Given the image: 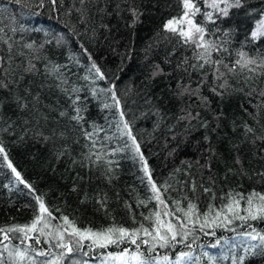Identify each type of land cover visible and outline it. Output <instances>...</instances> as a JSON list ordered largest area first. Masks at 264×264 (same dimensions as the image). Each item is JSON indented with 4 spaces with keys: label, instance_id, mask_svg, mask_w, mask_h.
I'll use <instances>...</instances> for the list:
<instances>
[{
    "label": "trees",
    "instance_id": "1",
    "mask_svg": "<svg viewBox=\"0 0 264 264\" xmlns=\"http://www.w3.org/2000/svg\"><path fill=\"white\" fill-rule=\"evenodd\" d=\"M194 3L201 9L194 19L205 27V38L224 49L213 52V59L229 66L240 52L264 59V36H251L264 20V0H242V7L229 8L226 17L206 7L205 0ZM131 9L139 14L135 23ZM183 11V0H43L42 5L41 0H0V82L7 85L0 87V145L35 190L16 179L0 154V228L30 223L37 194L53 210L56 224L67 216L93 231L112 225L147 227L146 218L162 206L150 199L140 158L124 147L131 145L122 124L127 120L152 179L169 186L163 192L168 209L176 208L174 201L185 208L192 202L200 216L186 241L191 248L179 244L148 253L141 245L145 256L169 264L159 258L175 261L180 251H191L194 261L200 258L198 264H233V257L240 256L242 264H264V246L242 235L253 229L264 235V220L216 218L229 194L264 195V139L259 138L264 136V97L259 95L264 67L227 73L220 65L229 87L223 95L214 94L211 88L223 81L213 79L208 65L200 69L198 50L164 28ZM205 11L213 12V21L205 19ZM93 62L104 79L90 71ZM53 65L59 66L55 73ZM205 73L207 83H201ZM113 86L120 103L105 108L113 104L111 92L99 90ZM76 108L79 121L72 119ZM245 125L254 131L246 133ZM246 207L241 200V216ZM9 236L5 240L0 233L3 264H10L8 250L16 247L31 245L36 264L61 251L52 248L48 256H39L49 250L45 237L36 244L22 234ZM249 244L257 247L246 252ZM89 245L83 241L63 264H103L109 252L135 251L129 242Z\"/></svg>",
    "mask_w": 264,
    "mask_h": 264
},
{
    "label": "snow or ice",
    "instance_id": "2",
    "mask_svg": "<svg viewBox=\"0 0 264 264\" xmlns=\"http://www.w3.org/2000/svg\"><path fill=\"white\" fill-rule=\"evenodd\" d=\"M17 3L20 0H16ZM83 3V0H81ZM43 0H41V5ZM206 7H209L213 12H218L222 16H228L229 8L242 7V0H205ZM223 5V7H221ZM184 11L182 15L178 18L174 17L169 19L165 24L164 28L173 34L178 35L185 44H188L194 48L196 51V59L202 61L199 64V68L203 69L205 65H208L212 69V77L214 80L223 81L216 86L211 88V91L216 95H223V92L229 87L228 81L226 79L227 73L234 72L236 67H239L241 71L247 68L250 72H255L256 68L250 67L255 65L256 67H264V59L259 61L255 58L249 57L246 53H238L239 58L234 64L229 66L224 64L222 60L213 59V52H220L222 46L217 45L214 41L207 40L205 38L206 29L202 24H198L195 21L197 13H200L201 9L196 6L194 0H183ZM213 12L205 11L203 13L204 17L208 21H213ZM131 13L134 17L133 23L138 20V12L135 9H131ZM3 31V29H0ZM253 39H258L264 36V20L257 22V27L251 32ZM6 42V41H5ZM27 47L31 48L32 45L29 44ZM220 65H223L227 69V73L220 70ZM34 67V66H33ZM59 66L53 65L50 69L51 72H57ZM31 70V69H30ZM90 71H94L97 78L104 79L103 73L93 62L91 64ZM156 74L155 72L153 73ZM207 73L204 74V78L201 83H207ZM0 87H7L6 84L0 82ZM113 88L107 90L100 89V92H111V98L113 104H104L105 108H111L119 105V99L117 98ZM73 92L77 91L72 89ZM183 92H189L188 88H184ZM93 94H96V90H93ZM195 94V93H193ZM261 97H264V91L259 93ZM79 97H77V100ZM204 103H208L207 97H201ZM19 102V101H18ZM76 100L73 101V104ZM23 107L24 105L21 104ZM77 115L73 116L72 119L79 121L82 119L78 113L79 108L75 109ZM63 115V113H61ZM125 114L123 111L120 112V116L123 117ZM191 115L190 113L188 114ZM124 134L127 135L131 140V145L125 144V148L131 147L134 153L140 158L142 164V170L144 172L145 178L148 181L150 191L152 193L150 199L158 202L159 206H162L161 211L153 213L152 216L146 219L150 221L149 225L146 227L144 224H140L139 227L128 229L123 226L112 225L105 229H100L93 231L92 229H81L75 225V223L67 216H62V224H56L53 221L56 217L53 216V210L50 209L42 195L37 194L35 196L36 208L34 210V216L30 223L24 225H13L7 228H0V233L3 234L5 240L10 239L9 234H22L24 239L34 240L36 244L40 243V237H45L49 243L48 251H40L37 253L39 256H48L51 253V249H60L58 255H53L51 260L45 259L40 261V264H63L65 257L79 251L82 248V242L87 240L90 241V247L96 248H107L110 245L119 246L122 243L129 242L131 245H135V251H130L129 248H123L116 253H107L104 257L103 264H158L155 257H146L144 252L141 251V245L147 246V252L152 253L159 248H174L179 244H184L186 247L191 248V244H186L189 237L195 232V225L200 219L197 206L188 202L185 207H180V201H174L176 205L174 210H170L163 198V192L168 190V185H157V183L152 179V173L149 169L148 162L144 158L143 153L140 150V145L136 141V137L132 135L131 127L127 120H122ZM246 133L253 132L254 129L245 125ZM87 136L91 137L92 133H86ZM264 139V136L259 137ZM0 154L3 155L5 161H7V167L11 169L12 173L15 174L16 179L24 184L27 188L31 189L33 192L31 184H28L23 180L21 173L13 166L12 162L8 160L7 153L2 145H0ZM100 157L97 156V159ZM163 189V191H162ZM205 191H209L205 189ZM229 202L216 213V218L223 219L227 223H231V219H239L241 221L249 220H264V195L259 193H251L247 197L241 194H229ZM245 200L247 207L244 209L246 215L241 216L239 214L240 201ZM143 203V202H141ZM177 213H182L177 215ZM228 214H231V218ZM164 217H170V219L165 220ZM173 218L175 222H173ZM208 215L205 214V221H207ZM189 225H192L190 228ZM201 230L204 225H200ZM250 227V225H249ZM32 234V235H30ZM243 236L247 237L249 241L259 240L261 246H264V235L257 233L254 229L250 232L242 233ZM194 242V240H193ZM219 243V242H218ZM215 247V245H213ZM257 245L249 244L247 251L252 248H256ZM31 245L24 247L23 249L16 247L12 250H8L10 264H23L25 260H30L31 264H36V259L34 256L30 255ZM84 255H87L85 252ZM207 256L210 261H215L216 257L211 256L209 253H203ZM2 256V254H0ZM160 261L169 262V264H198L199 257L193 260V253L191 251H180L176 254L175 261H170L168 256H163L159 258ZM244 257H233V264H242ZM0 264H3L2 259H0ZM73 264H79V262L74 261ZM87 264V262H84Z\"/></svg>",
    "mask_w": 264,
    "mask_h": 264
}]
</instances>
